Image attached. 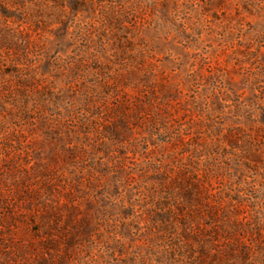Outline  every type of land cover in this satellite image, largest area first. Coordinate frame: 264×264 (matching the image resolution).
<instances>
[{
    "label": "rangeland",
    "instance_id": "1",
    "mask_svg": "<svg viewBox=\"0 0 264 264\" xmlns=\"http://www.w3.org/2000/svg\"><path fill=\"white\" fill-rule=\"evenodd\" d=\"M0 264H264V0H0Z\"/></svg>",
    "mask_w": 264,
    "mask_h": 264
}]
</instances>
